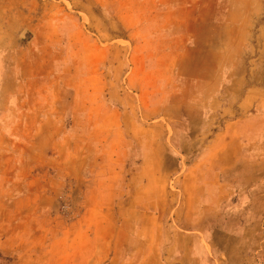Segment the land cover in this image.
Masks as SVG:
<instances>
[{
    "label": "rangeland",
    "instance_id": "374dc122",
    "mask_svg": "<svg viewBox=\"0 0 264 264\" xmlns=\"http://www.w3.org/2000/svg\"><path fill=\"white\" fill-rule=\"evenodd\" d=\"M0 264H264V0H0Z\"/></svg>",
    "mask_w": 264,
    "mask_h": 264
}]
</instances>
